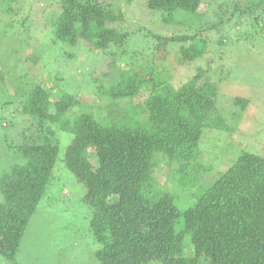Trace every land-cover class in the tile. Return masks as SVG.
I'll return each instance as SVG.
<instances>
[{"label": "trees", "instance_id": "16d2710c", "mask_svg": "<svg viewBox=\"0 0 264 264\" xmlns=\"http://www.w3.org/2000/svg\"><path fill=\"white\" fill-rule=\"evenodd\" d=\"M55 1L58 12L53 10L44 27L35 24L37 28L31 30L35 17L31 7L22 14L21 0H0V29L14 35L20 28L28 34L31 30L41 34L38 44L47 42L34 45V55L27 59L34 71L30 67L26 76L37 78L29 90L24 91L25 76H12L13 70L0 73V81L12 76L20 86L17 114L27 125L16 130L21 143L14 145L23 162L0 172V255L19 264L21 242L60 160L56 132L63 131L70 143L62 161L84 185L82 200L92 213L90 231L100 246L95 254L100 264H264V154L243 151L216 180L209 176V152L214 145L219 148L209 136L214 134L220 142L218 136L232 129L217 108L222 75L208 65L198 66L191 78L175 86L171 70L158 65L169 60L171 51L185 68L205 59L212 63L206 54L212 53L209 36L189 35L188 27L175 35L143 28L147 47L139 45L143 57L136 60L143 72L126 64L119 70L118 58L126 57L123 49L130 35L120 28L126 17L122 8L113 0ZM203 2L144 0L143 6L159 15L157 22L151 20L154 24L193 28L186 15L204 19V14L199 15ZM234 9V14L245 11L246 19L259 12L251 26L261 27L264 0L238 2ZM177 13L192 24L177 18ZM222 25L219 20L213 27L220 30ZM217 37L215 53L224 42ZM12 41L0 33V47L8 49ZM76 48L110 53L116 60L103 76L94 77V67L82 71L81 86L76 83L79 89L73 91L60 66L48 70L56 64V56L48 51H57L59 59L67 61L76 56ZM40 64L46 76L36 73ZM211 70L215 82L204 80ZM93 83L100 85L102 99L119 107L108 120L86 110L73 113L83 104L79 92L85 93ZM248 102L235 100L242 110ZM2 120L4 127L10 122ZM24 129L30 131L28 135ZM163 163L170 168L165 187L154 174ZM177 188L191 203L186 209L173 194Z\"/></svg>", "mask_w": 264, "mask_h": 264}, {"label": "rangeland", "instance_id": "374dc122", "mask_svg": "<svg viewBox=\"0 0 264 264\" xmlns=\"http://www.w3.org/2000/svg\"><path fill=\"white\" fill-rule=\"evenodd\" d=\"M113 1L117 7L122 8L126 15L124 23L120 24V28L130 34L123 49V52H127L126 57L120 55L118 58L119 63H121L118 64L119 70L125 69L126 65L134 70L140 68L136 60L142 54L137 50H139V45L143 43H145L144 48L147 47L144 38L148 34L146 29L153 33L175 35L185 32L188 27L189 35L209 36L212 40L210 49H208L212 53H206L209 59L211 58L213 61L210 64L205 59V63L203 61L199 63L200 61H198L192 66L182 67L178 63L174 51H171L167 62L158 64H162L159 67L161 70H164L163 66H167L171 70L172 82L175 86L191 78L193 71L198 66L208 65L212 67L211 69L219 70L218 74L222 75L217 108L232 129L222 134L218 133L220 134L218 140L222 139L220 142H216L214 134L209 136V139L214 143H218L219 146V148L216 145L212 146V150L209 152L211 154L208 156L209 160H207V167L211 173L209 176L216 180L222 172H225L237 160L239 154L243 151L263 155L264 30L262 29L264 23L262 21L264 15L260 13L261 17L258 23L261 24V27L254 30L251 21L258 18L259 12H257L258 15L250 17V19L245 18V11L234 14V7L238 2L248 5L259 0H204V5L199 9V15L204 14V19L200 20V18H194L192 15H186L189 17L188 19L192 18L193 28L187 25L178 28L171 24H154L151 20L157 22L159 15L147 11L143 6L145 4L144 0ZM21 2L22 8L24 7L21 10L22 14H25L28 8L31 7L32 15L35 16L34 23L31 24V30L37 28L35 24L44 27V23L49 20L48 18L53 16V10L54 12L59 10V5L55 0H45V2L41 0H21ZM186 16L184 18L183 14L177 13V18L192 24L190 21H186ZM219 20H222L224 25L217 28L220 30H216L214 28L217 26L213 27V25L218 24ZM31 30L30 33H33ZM0 33L2 37H11L13 40L8 49L0 47V73L4 75L5 73L8 74L9 70H13L12 76L18 75V78L25 76L26 79L23 77L26 83L24 91L29 90L33 83H37V78L35 74L34 77L32 75L26 76L30 67V70L34 71L32 62L27 61V59L30 55H34L33 47L39 43V35L41 36V34L39 32V35L28 34L23 28H20L19 33L15 31V35L11 30L0 29ZM217 36L222 37L224 42L218 46L215 53ZM44 43L47 42L40 41L38 45L44 46ZM52 48H55V46L53 45ZM48 52L56 56H53L55 59L53 62L57 64L51 65L48 70L55 71L60 66L61 70L65 72L63 76L67 80V85L73 91L79 89H77L76 83L81 84L82 79H79V76L82 77V71H90L94 67L93 76H103V74H107L106 70H111L113 62L116 60L110 53H90L83 48H76V56L67 61L59 59L57 51L54 52L50 49ZM110 52H114V49H111ZM93 58L95 64H93ZM43 65L40 64L35 69L40 76H46ZM143 69L141 67L139 71ZM12 76L7 81L6 79L0 81V172L10 165L23 162L20 161L21 158L18 159L14 145L21 143V138L17 136L16 130H22L27 125L21 119V115L17 114L18 98L20 97L18 95L20 90H17V88L20 86L12 80ZM207 78H210L212 82L217 80L216 75L212 74V70L208 72L204 80ZM93 85V87L86 88L85 93L83 91L79 92L83 104L74 109L73 113L86 110L95 114L100 120H108L111 112L118 110L119 107L111 105L110 100L102 99L98 94L100 85L98 83H93ZM236 98L249 100L246 110H242V107L235 104ZM125 102L127 101L123 100L122 103ZM2 119H8L12 126L10 122L7 126H2ZM14 122L16 126L13 125ZM20 124L23 128H18ZM34 129L35 134H38L36 126ZM24 131L28 132L27 135L30 132L27 129H24ZM56 140L60 145V160L55 169L52 183L47 188L44 200L40 203L21 242L17 261L19 264H100L95 256L100 246L90 231L92 213L82 200L85 193L84 185L75 178L62 161L70 139L66 132L57 131ZM207 141L209 140L206 139L205 144ZM169 170V166L165 163L155 170L156 179L162 187L168 185ZM174 190L173 194L177 195V202L181 209L188 208L191 203H187L181 189ZM0 264L12 263L0 255Z\"/></svg>", "mask_w": 264, "mask_h": 264}]
</instances>
